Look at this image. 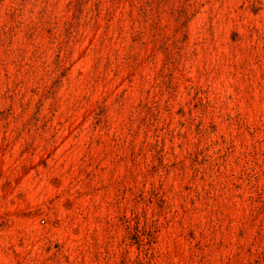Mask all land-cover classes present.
<instances>
[{"label": "rangeland", "instance_id": "rangeland-1", "mask_svg": "<svg viewBox=\"0 0 264 264\" xmlns=\"http://www.w3.org/2000/svg\"><path fill=\"white\" fill-rule=\"evenodd\" d=\"M0 264H264V0H0Z\"/></svg>", "mask_w": 264, "mask_h": 264}]
</instances>
